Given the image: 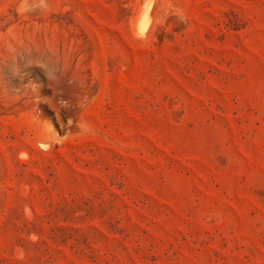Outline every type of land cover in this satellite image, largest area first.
<instances>
[{
	"label": "rangeland",
	"instance_id": "rangeland-1",
	"mask_svg": "<svg viewBox=\"0 0 264 264\" xmlns=\"http://www.w3.org/2000/svg\"><path fill=\"white\" fill-rule=\"evenodd\" d=\"M0 264H264V0H0Z\"/></svg>",
	"mask_w": 264,
	"mask_h": 264
}]
</instances>
